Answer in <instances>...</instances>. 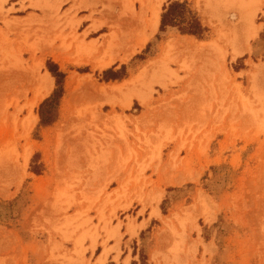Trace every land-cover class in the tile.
I'll return each instance as SVG.
<instances>
[{
    "label": "rangeland",
    "instance_id": "rangeland-1",
    "mask_svg": "<svg viewBox=\"0 0 264 264\" xmlns=\"http://www.w3.org/2000/svg\"><path fill=\"white\" fill-rule=\"evenodd\" d=\"M0 264H264V0H0Z\"/></svg>",
    "mask_w": 264,
    "mask_h": 264
},
{
    "label": "trees",
    "instance_id": "trees-1",
    "mask_svg": "<svg viewBox=\"0 0 264 264\" xmlns=\"http://www.w3.org/2000/svg\"><path fill=\"white\" fill-rule=\"evenodd\" d=\"M173 8H177L174 10ZM160 30L162 31L164 27L171 26V27H178L180 33L185 35L194 36L198 39H202L206 30L200 25L199 21L196 17L191 16L188 12H186L181 7H171L166 9L164 15L161 16L160 22ZM48 71L56 80V88L52 92V95L48 99L49 102L53 101L55 97H60L62 93V78L63 75L61 72L58 71L57 67L53 63L47 64ZM108 71L104 72V75H108ZM111 79V78H109ZM41 116V121L45 125L51 123L53 120L45 121L44 117Z\"/></svg>",
    "mask_w": 264,
    "mask_h": 264
},
{
    "label": "bare ground",
    "instance_id": "bare-ground-1",
    "mask_svg": "<svg viewBox=\"0 0 264 264\" xmlns=\"http://www.w3.org/2000/svg\"><path fill=\"white\" fill-rule=\"evenodd\" d=\"M204 18H205V21L207 22L208 21L207 17L205 16ZM159 20H160V15H159V12L157 11V12L154 13L153 20L151 21V29L153 30V32L156 30V28H157V26L159 24ZM188 39H191V38H188ZM188 39L182 37L181 39L178 40V44L179 45H184L185 46L184 48H187V46H189V47L190 46L198 47L199 45L205 46V44H206L204 41H195L193 39H191L192 41H188ZM142 41H144V40H142ZM188 43H191V44H188ZM109 64L110 63H103V64H97V66H100L101 68H104V67L107 68V67H109ZM86 81H88V79ZM89 81H88V84L90 83ZM41 83H42L41 84L42 85L41 89H43V90L39 91V97H37L39 100L40 99L43 100L51 92V89H52L51 85L53 83V78L51 77V75L48 72H47L46 76L41 79ZM92 84H94L93 85L94 87H97L94 82H92ZM89 85H91V84H89ZM30 120L32 121V123H35V121H37L38 118L34 117L33 115H31V119Z\"/></svg>",
    "mask_w": 264,
    "mask_h": 264
}]
</instances>
